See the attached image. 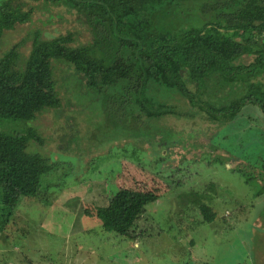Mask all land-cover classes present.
I'll return each mask as SVG.
<instances>
[{
	"label": "trees",
	"instance_id": "obj_1",
	"mask_svg": "<svg viewBox=\"0 0 264 264\" xmlns=\"http://www.w3.org/2000/svg\"><path fill=\"white\" fill-rule=\"evenodd\" d=\"M53 7L74 15L88 40L80 42L73 29L53 38L36 30L27 55L18 45L5 52L0 126L35 121L61 107L53 62L65 60L85 87L102 96L108 117L124 128L125 145L137 149L130 141L137 138L151 142L147 132L163 127L157 121L164 118L166 125L183 117L217 124L214 142L241 160L234 169L262 182L256 195L264 194V129L252 125L251 112L264 116V0H0V40L31 22L37 9ZM21 130L0 134V231L21 197H38L58 167L28 151L30 140L43 144L34 127ZM155 201L151 193L120 188L85 215H95L107 231L133 237ZM200 210L205 221L215 219L208 204Z\"/></svg>",
	"mask_w": 264,
	"mask_h": 264
},
{
	"label": "rangeland",
	"instance_id": "obj_2",
	"mask_svg": "<svg viewBox=\"0 0 264 264\" xmlns=\"http://www.w3.org/2000/svg\"><path fill=\"white\" fill-rule=\"evenodd\" d=\"M74 18L62 7L37 9L31 22L5 32L0 58L14 45L27 55L36 30L53 38L73 29L86 42L88 33ZM53 63L61 107L35 121L0 126V134L34 127L43 144L30 140L28 151L58 165L38 197H21L0 231V264H264V194L256 195L263 183L234 169L241 160L214 142L217 124L183 117L167 126L164 118L157 121L163 127L147 132L151 142L131 139L133 149L123 141L124 128L108 117L102 96L83 85L73 65ZM251 112L252 125L264 129L263 114ZM120 188L156 196L133 237L85 215ZM203 203L216 214L212 222L203 218Z\"/></svg>",
	"mask_w": 264,
	"mask_h": 264
}]
</instances>
